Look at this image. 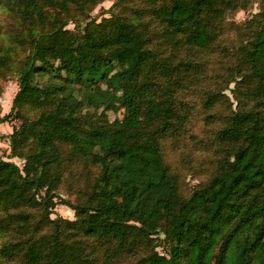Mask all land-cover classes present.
Listing matches in <instances>:
<instances>
[{
	"label": "trees",
	"instance_id": "obj_1",
	"mask_svg": "<svg viewBox=\"0 0 264 264\" xmlns=\"http://www.w3.org/2000/svg\"><path fill=\"white\" fill-rule=\"evenodd\" d=\"M101 1L0 0L25 20L52 28L34 37L10 112L18 115L26 102L47 109L34 120L23 119L11 134V150L26 164L21 172L16 164L0 161L1 193L21 206L34 205L35 195L47 186L45 199L51 201L50 184L60 179L52 171L61 162L59 145H71L99 169L86 202L74 206L78 229L85 238L113 246L112 255L131 253L163 231L164 254L151 251L135 264H264V25L244 50L255 104L233 113L220 132L236 150L203 187L183 198L178 177L164 160L162 140L187 116L177 111L174 88L164 91L151 77L157 65L170 73L169 65L121 13L98 23L89 20L81 32L71 33L64 27L74 16L57 24L46 10L68 13L73 5L83 13ZM230 5L229 0H163L152 14L173 43L206 49L215 39L204 16L221 17ZM48 72L54 82L40 84L37 75ZM217 99L215 94L205 98L208 114ZM89 109L90 116L81 119ZM121 110V118L108 120V113ZM30 142L33 148L25 150ZM62 235L54 231L47 241L52 249L28 245L25 264H69L65 252L77 257L76 245ZM0 254L12 257L13 250L4 245Z\"/></svg>",
	"mask_w": 264,
	"mask_h": 264
},
{
	"label": "rangeland",
	"instance_id": "obj_2",
	"mask_svg": "<svg viewBox=\"0 0 264 264\" xmlns=\"http://www.w3.org/2000/svg\"><path fill=\"white\" fill-rule=\"evenodd\" d=\"M229 1L231 5L224 9L221 17L204 16L215 39L206 49L189 48L168 38L166 28L152 14L163 0H103L83 13L73 5L69 6L68 13L46 8L48 14L59 20L57 24L74 16L76 19H69L64 27L71 33L81 32V26L89 20L98 23L121 13L135 22L158 60L169 65L170 73L166 74L163 67L157 65L151 77L164 91L167 87L174 88L177 111L187 116L177 131L162 140L164 160L177 175L183 198L203 187L217 173L223 160L234 154L235 144L224 142L220 132L233 113L255 104L250 97L255 81L248 76L249 65L244 50L264 25V0ZM77 24H80L79 29H75ZM49 27L50 24L25 20L18 12L0 5V59L4 61L0 67V161L16 164L21 172L26 159L12 152L10 136L21 126L23 119H36L47 106L26 102L18 108V115L10 111L19 91L21 70L32 52L34 37L52 29ZM55 72L61 76L57 67ZM41 76L37 75L40 84L46 80L50 84L54 82L50 72ZM210 94H215L218 99L208 114L204 100ZM90 110H85L81 119L89 117ZM122 115L121 110L117 115L108 113L107 118L112 121ZM30 143L25 150L33 148ZM59 149L61 162L59 168L53 167L52 171L58 172L60 179L50 184L51 201L45 199L47 186L35 195L34 205L26 206L12 202L9 195L0 191V249L10 245L13 250L12 257L0 254V264H25L24 252L28 245L38 246L41 250L52 249L48 242H52L55 230L63 232L64 237L67 234L69 243L76 245L73 249L77 257L64 251L69 264H135L151 251L164 254L168 242L163 231L151 235L135 251L117 256L110 253L114 248L110 244L85 238L78 229L80 222L74 206L86 202L99 169L76 155L71 145L60 144ZM23 216H26L25 220Z\"/></svg>",
	"mask_w": 264,
	"mask_h": 264
}]
</instances>
